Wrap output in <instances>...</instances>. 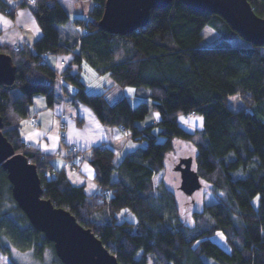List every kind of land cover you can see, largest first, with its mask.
Here are the masks:
<instances>
[{
    "label": "trees",
    "instance_id": "1",
    "mask_svg": "<svg viewBox=\"0 0 264 264\" xmlns=\"http://www.w3.org/2000/svg\"><path fill=\"white\" fill-rule=\"evenodd\" d=\"M248 1L264 18V0ZM93 2L90 18L75 20L82 37L64 42L57 26L69 23L70 15L59 0L25 2L42 36L32 46L0 45V53L10 55L16 67L15 83L0 87L2 132L36 166L43 196L91 229L118 264H264V46H233L230 39L241 36L221 16L197 12L183 0L152 9L145 27L118 36L99 26L106 0ZM0 12L14 17L15 9L0 0ZM207 26L218 34L209 46L203 34ZM45 55L70 56L64 91L75 87L73 98L91 107L103 125L123 126L134 142L145 145L120 162L108 147L91 150L85 159L95 169L99 192L90 194L85 185L72 184L66 169L54 168L53 155L22 142L20 127L34 97L44 96L49 107L55 101L59 81ZM84 61L116 86L147 89L143 96L136 92L142 100L133 104L123 96L112 104L110 88L88 93ZM231 100L244 107L234 111ZM151 111L159 123L144 126ZM196 114L203 116L202 130L188 131L179 123V116ZM174 138L196 146L195 170L216 199L195 213L193 235L179 219L173 195H159L154 185ZM124 209L136 220L118 222ZM217 235L221 242L214 239ZM8 242L32 250L39 259L49 249L56 253L54 243L18 206L8 172L0 166V254H10ZM55 257L54 264H64Z\"/></svg>",
    "mask_w": 264,
    "mask_h": 264
},
{
    "label": "water",
    "instance_id": "2",
    "mask_svg": "<svg viewBox=\"0 0 264 264\" xmlns=\"http://www.w3.org/2000/svg\"><path fill=\"white\" fill-rule=\"evenodd\" d=\"M191 9L221 16L246 42L264 46V18L259 17L248 0H183ZM170 0H106L99 26L112 34L124 36L145 27L151 10L164 8ZM16 81V67L10 55L0 53V87L12 86ZM0 115V166L8 172L12 194L31 225L54 243L58 258L64 264H118L117 258L102 241L81 225L68 210L57 207L43 196L37 168L28 158L17 153L4 136ZM192 159L182 160L181 189L193 195L202 182L192 168Z\"/></svg>",
    "mask_w": 264,
    "mask_h": 264
},
{
    "label": "crops",
    "instance_id": "3",
    "mask_svg": "<svg viewBox=\"0 0 264 264\" xmlns=\"http://www.w3.org/2000/svg\"><path fill=\"white\" fill-rule=\"evenodd\" d=\"M7 2L15 9V14L11 17L0 12V45L17 47L29 44L32 46L43 32L31 6L24 4L28 0H7ZM59 3L70 15L69 23L57 26L61 40L64 42L80 39L83 31L81 27L76 26L75 20L90 18V12L94 6L93 0H59ZM62 60L67 62V66L71 63L66 55H45L44 57V61L49 66L64 71L66 66L60 65ZM96 78L99 81L100 90L106 89L109 78L97 73ZM63 85L64 80L62 79L55 91V101L52 107L48 106L44 96L34 97L33 105L30 107V116L23 121L20 127L21 139L40 152L53 155L54 168L56 170L66 169L68 179L72 184L85 185L86 191L90 194L99 192L102 188L95 179V169L87 159L73 161L69 156L72 146H78L85 152L86 157L90 155L94 147H108L116 153L118 162L127 156L135 155L139 148L144 146L134 142L131 136L127 137L121 128L103 125L91 107L73 98L75 87L69 86L70 91L66 93ZM88 93L94 92L88 91ZM141 93L145 95V92ZM140 100L133 101L131 98L133 104ZM193 117L181 115L178 118L179 123L185 129L190 128L187 129L188 131H196L198 129L193 128H197L200 122L193 120ZM182 118L184 121L181 120ZM32 119H36L37 126L32 125ZM159 120V115L152 111L143 124L144 126L156 125ZM139 125L142 126V123Z\"/></svg>",
    "mask_w": 264,
    "mask_h": 264
},
{
    "label": "rangeland",
    "instance_id": "4",
    "mask_svg": "<svg viewBox=\"0 0 264 264\" xmlns=\"http://www.w3.org/2000/svg\"><path fill=\"white\" fill-rule=\"evenodd\" d=\"M203 34L206 38L205 45L209 46L214 44V41L218 38V34L216 31H214L209 26L205 27L203 30ZM230 42L233 46L236 47H247L248 42H246L242 37H233L230 39ZM67 58L71 59L70 56H66ZM82 79L84 83L87 85L86 91L94 92L92 94H100L102 91L105 90L103 88L100 90L99 81L96 78V72L92 69V67L86 63L85 61L82 63ZM107 78H109V84L106 88H110L108 91V99L113 104L120 99L119 95H127L128 97L132 98L133 101L140 100V98L136 96V92H138L137 88L135 87H120L113 84L112 79L108 75H106ZM144 90H147L145 88H141V91L144 92ZM139 91V92H141ZM138 92V93H139ZM91 94V93H90ZM15 95H20V90L15 91ZM140 95L143 96L141 93ZM230 106L234 111L240 110L244 107L243 103L240 101L231 100ZM152 112V111H151ZM193 120H198L200 123H198L197 128L200 130L203 128V116L200 114H196L193 118ZM184 121V118L181 119ZM190 120V119H189ZM32 125L36 126L37 122L32 120ZM196 127V126H193ZM121 128V127H120ZM187 129H190L186 127ZM124 134L127 137H130L131 135L128 133V131H124L123 128H121ZM190 131V130H189ZM159 142H164V137H159ZM142 146H145L142 144ZM71 155V151H70ZM69 155V156H70ZM196 157H197V148L194 144L191 142L180 139V138H174L173 139V150L168 153L163 161V169L161 172L155 176L154 178V185L156 188H158L159 195L165 194V193H171L174 197L176 208H177V214L180 220L184 221L187 225L188 229L192 232L190 235H193L195 233L194 226H195V213L201 212L206 204H211L216 201L212 193L210 192V186L206 182H202V186L200 189H198L193 195H187L184 193L181 189V172L178 171L176 168L178 164L184 160V159H192V168L196 169ZM84 160V159H83ZM74 161V160H73ZM89 191V190H88ZM118 222H121L123 220H129V221H135L136 216L130 212L127 209L122 210L120 213L117 214ZM216 241L221 242L220 235H217V237L214 238ZM10 248V254L4 255L0 254V264H54L53 262L56 259V253L52 252V250H48L44 256L43 259L36 258L34 256V253L32 250L28 251H21L13 247L9 242L7 244Z\"/></svg>",
    "mask_w": 264,
    "mask_h": 264
},
{
    "label": "built area",
    "instance_id": "5",
    "mask_svg": "<svg viewBox=\"0 0 264 264\" xmlns=\"http://www.w3.org/2000/svg\"><path fill=\"white\" fill-rule=\"evenodd\" d=\"M35 0H28L29 3L33 4ZM60 65L61 66H66L67 67V62L62 60L60 62ZM55 69V68H54ZM55 73H56V76H57V79L59 82H61V80L63 79V71H60L58 69H55ZM37 126V125H36ZM121 128H123L124 131L127 132V130L122 126ZM23 143H25L23 140H22ZM26 144V143H25ZM28 144H26L27 146ZM86 157V154L83 150H81L78 146H72L71 148V155H70V158L72 160H83L85 159ZM110 194V190H105L103 195H108Z\"/></svg>",
    "mask_w": 264,
    "mask_h": 264
},
{
    "label": "bare ground",
    "instance_id": "6",
    "mask_svg": "<svg viewBox=\"0 0 264 264\" xmlns=\"http://www.w3.org/2000/svg\"><path fill=\"white\" fill-rule=\"evenodd\" d=\"M33 121H36V119H32Z\"/></svg>",
    "mask_w": 264,
    "mask_h": 264
}]
</instances>
